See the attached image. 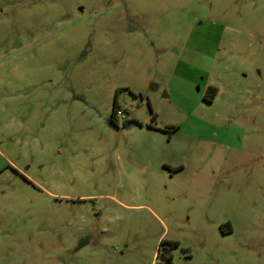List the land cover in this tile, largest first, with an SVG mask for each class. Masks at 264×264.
Masks as SVG:
<instances>
[{"label": "rangeland", "instance_id": "obj_1", "mask_svg": "<svg viewBox=\"0 0 264 264\" xmlns=\"http://www.w3.org/2000/svg\"><path fill=\"white\" fill-rule=\"evenodd\" d=\"M0 264H264V0H0Z\"/></svg>", "mask_w": 264, "mask_h": 264}, {"label": "trees", "instance_id": "obj_2", "mask_svg": "<svg viewBox=\"0 0 264 264\" xmlns=\"http://www.w3.org/2000/svg\"><path fill=\"white\" fill-rule=\"evenodd\" d=\"M209 91L211 92V96L209 98H206V100L208 102H212L217 94V89L214 88V87H210L209 88ZM119 111V105H118V102L117 100L115 101V104H114V107H113V113H112V118L110 120V123L112 125H115L116 124V120H117V113ZM163 245V243L161 244Z\"/></svg>", "mask_w": 264, "mask_h": 264}]
</instances>
